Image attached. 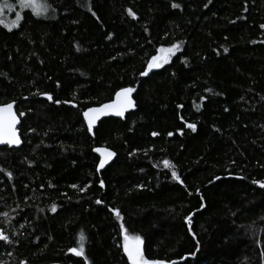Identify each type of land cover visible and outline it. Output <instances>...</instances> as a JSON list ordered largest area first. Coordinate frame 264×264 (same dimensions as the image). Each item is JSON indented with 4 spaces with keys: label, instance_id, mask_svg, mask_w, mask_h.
<instances>
[{
    "label": "trees",
    "instance_id": "16d2710c",
    "mask_svg": "<svg viewBox=\"0 0 264 264\" xmlns=\"http://www.w3.org/2000/svg\"><path fill=\"white\" fill-rule=\"evenodd\" d=\"M49 3L0 23V104L22 139L0 146V264H131L115 208L149 259L264 264V0ZM126 87L135 110L89 130ZM97 148L115 153L103 168ZM81 231L87 259L69 251Z\"/></svg>",
    "mask_w": 264,
    "mask_h": 264
},
{
    "label": "snow or ice",
    "instance_id": "6c2138e0",
    "mask_svg": "<svg viewBox=\"0 0 264 264\" xmlns=\"http://www.w3.org/2000/svg\"><path fill=\"white\" fill-rule=\"evenodd\" d=\"M18 6L21 9H31L34 14L39 16H45L48 14L49 10L52 8V5L49 3V0H17V3H11L9 0H0V17L6 11L14 10ZM172 7L179 8V4H173ZM132 16H135V13L132 12L131 9L128 10ZM23 19L20 13L16 14V20L11 22V26H19L18 21ZM0 23H4L3 19H0ZM261 28H264V25H260ZM183 42H177L171 44L169 47L161 46L158 50L157 55L151 57L150 61L148 62L147 69L151 71L154 68L162 67L163 63H167L169 58L175 54L181 47ZM227 51V49H225ZM148 71L141 73V75H147ZM135 91L134 88H122L116 93V99L111 103L102 104L100 107L89 108L85 113L84 116L88 120V127L91 130L93 124L99 118V116L104 115L108 111H114L117 115L123 116L124 112L129 107H134V103L131 99V93ZM207 91H211V89H207ZM41 95L47 96L49 100H52L53 97L50 93H41ZM56 103H60L59 100L55 101ZM15 101L8 102L6 104H0V142H7L8 144L12 145H19L21 143L20 136L18 135V130L16 125L19 123L18 117L16 112L13 110ZM67 103V101H66ZM180 107H183L182 105ZM20 115H24L21 113ZM189 128L195 130V124H188ZM153 135H157V133H153ZM169 135H172L169 133ZM97 152H100L104 155V159L100 161L99 167L103 168L108 160L115 156V153L106 149V148H97ZM166 167H173L174 165L171 164L169 161H164ZM11 175V173H9ZM173 177L180 181L183 184V180H181L179 174L173 170L172 172ZM219 179V177H217ZM103 184V181L100 182ZM253 183L258 184L261 188H264V180H257L253 181ZM72 187H77V185H73ZM139 187H143L140 185ZM85 189H81L83 191ZM97 203H101V201H97ZM52 210L55 211L56 207L53 205ZM113 213L121 220L120 228L123 232L124 236V243H123V250L127 254L128 260L131 264H176L174 260H164V259H149L145 256L144 251V240L140 235H131L129 234V229L125 227L123 222V216L120 213L118 208L112 209ZM4 216H7V213H3ZM186 221L189 223V231H191V215L185 218ZM192 236L195 239L196 243V251H199L200 241L196 238V233L192 232ZM0 239L4 241H8L9 237L3 234V231L0 230ZM86 237L83 231L80 233V244L78 248H71L69 249L70 252L75 253L77 256L84 257L85 256V241ZM189 255H195V252L189 253Z\"/></svg>",
    "mask_w": 264,
    "mask_h": 264
},
{
    "label": "water",
    "instance_id": "95a60500",
    "mask_svg": "<svg viewBox=\"0 0 264 264\" xmlns=\"http://www.w3.org/2000/svg\"><path fill=\"white\" fill-rule=\"evenodd\" d=\"M127 88V87H126ZM118 92V91H117ZM116 92V93H117ZM116 99V94L114 95V98L111 100V101H109V102H106V103H111L112 101H114ZM131 99H132V101H133V103H134V107H129V108H127L126 109V111L124 112V115L123 116H119V115H117L114 111H108V112H106L104 115H101V116H99V118L96 120V122L93 124V126L94 125H96L98 122H100L102 119H104V118H107V117H125L126 115H127V113H129V112H131V111H133V110H135V108H136V101H135V99H134V97H133V92L131 93ZM106 103H103V104H106ZM102 104H100V105H96V106H92V107H90V108H94V107H100ZM13 110L16 112V114H17V117H18V120H19V123L16 125V127H17V130H18V135L20 136V139H21V135H20V130H19V126H20V124H21V118H20V116L18 115V113H17V110H16V103H15V105H14V108H13ZM92 126V127H93ZM22 145V139H21V143L19 144V145H12V144H8L7 142H0V146H9V147H15V148H17V147H20ZM48 264H58V263H48Z\"/></svg>",
    "mask_w": 264,
    "mask_h": 264
},
{
    "label": "rangeland",
    "instance_id": "374dc122",
    "mask_svg": "<svg viewBox=\"0 0 264 264\" xmlns=\"http://www.w3.org/2000/svg\"><path fill=\"white\" fill-rule=\"evenodd\" d=\"M24 10H27V9H21L19 6H18V4H17V7L14 9V10H11V11H6L4 14H3V16L2 17H0V19H3V21L6 23V25L8 26V27H10V25H11V22L12 21H14V20H16V14L17 13H20V15L22 16V13H23V11ZM31 10V9H30ZM13 15H15V17L12 19V21H10V17H13ZM10 22V23H9ZM19 22V21H18ZM7 23H9V24H7ZM11 27H14V26H11ZM163 47H169V46H163ZM181 48V47H180ZM177 52V51H176ZM175 52V53H176ZM157 54H159L158 52H157ZM156 54V55H157ZM171 58V57H170ZM170 58H169V60H168V62L170 61ZM167 62V63H168ZM166 63H163V65L162 66H164ZM161 68V67H160ZM156 69H159V68H154V69H152L151 71H148V69H146V71H148V74L149 73H151L152 71H154V70H156ZM145 71V72H146ZM112 158V157H111ZM110 158V159H111Z\"/></svg>",
    "mask_w": 264,
    "mask_h": 264
}]
</instances>
